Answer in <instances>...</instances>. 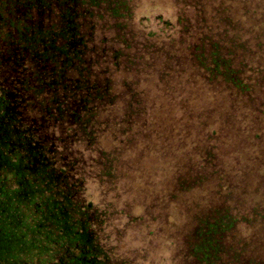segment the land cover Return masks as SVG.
<instances>
[{"label": "trees", "instance_id": "16d2710c", "mask_svg": "<svg viewBox=\"0 0 264 264\" xmlns=\"http://www.w3.org/2000/svg\"><path fill=\"white\" fill-rule=\"evenodd\" d=\"M39 4L58 127L9 264H264V0Z\"/></svg>", "mask_w": 264, "mask_h": 264}, {"label": "flooded vegetation", "instance_id": "af4514ba", "mask_svg": "<svg viewBox=\"0 0 264 264\" xmlns=\"http://www.w3.org/2000/svg\"><path fill=\"white\" fill-rule=\"evenodd\" d=\"M40 9L39 0H0V264L17 240L10 230L38 201L41 154L55 149L57 65Z\"/></svg>", "mask_w": 264, "mask_h": 264}]
</instances>
